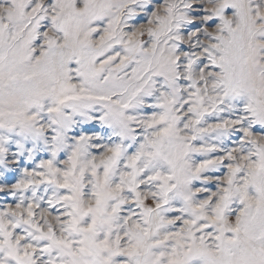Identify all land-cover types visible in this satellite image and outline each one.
Here are the masks:
<instances>
[{
    "label": "snow or ice",
    "instance_id": "snow-or-ice-1",
    "mask_svg": "<svg viewBox=\"0 0 264 264\" xmlns=\"http://www.w3.org/2000/svg\"><path fill=\"white\" fill-rule=\"evenodd\" d=\"M0 264H264V0H0Z\"/></svg>",
    "mask_w": 264,
    "mask_h": 264
}]
</instances>
